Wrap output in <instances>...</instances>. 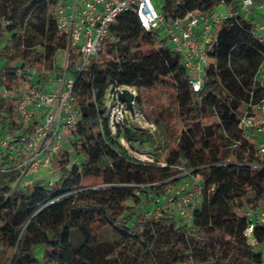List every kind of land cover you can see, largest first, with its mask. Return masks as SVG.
<instances>
[{
  "label": "trees",
  "instance_id": "1",
  "mask_svg": "<svg viewBox=\"0 0 264 264\" xmlns=\"http://www.w3.org/2000/svg\"><path fill=\"white\" fill-rule=\"evenodd\" d=\"M59 2L0 0V138L9 142L0 147V264H261L264 226L246 234V211L264 207V153L240 121L262 97L257 74L264 47L241 0H166L161 6L167 20L220 3L232 13L207 48L198 90L181 54L159 30L145 31L132 10L112 23L88 69L76 70L79 55L71 49L66 72L75 80L78 108L71 150L56 161L52 181L14 185L22 175L18 143L34 128L20 120L17 89L63 74L57 56L67 40L57 30ZM49 8L39 42L26 22ZM124 85L137 89L136 105L154 130L128 114L112 132L108 93ZM5 90L14 93L4 96ZM168 96L175 101L170 114L158 103ZM180 172L203 185L190 222L175 211L147 215L146 204L170 193Z\"/></svg>",
  "mask_w": 264,
  "mask_h": 264
},
{
  "label": "built area",
  "instance_id": "2",
  "mask_svg": "<svg viewBox=\"0 0 264 264\" xmlns=\"http://www.w3.org/2000/svg\"><path fill=\"white\" fill-rule=\"evenodd\" d=\"M163 4L166 0H162ZM264 10V0H241L240 8L245 17L254 16V7ZM58 32L67 40L63 51V74L49 76L45 83L25 81L17 89V112L25 127L34 123L30 134L20 138L17 146L19 164L17 168L22 175L19 182H24L26 174L40 168L47 169L48 179L52 181L57 176L54 167L63 152L71 150V136L78 121V108L73 95L75 80L67 77L66 67L71 49H76L79 55L77 71L89 68L94 59H98L103 42L106 40L112 23L124 11L132 10L137 15L141 27L145 31L159 30L160 37L171 43L173 49L179 52L191 77V84L198 90L204 75V66L208 61V46L214 41L221 23L232 13L223 3L210 12L196 10L184 18L167 20L161 9L153 0H60L55 7ZM261 22L256 23V38L264 47V14ZM263 85V93L259 102L248 107L241 118L240 127L248 137L254 134L258 138L259 150L264 153V62L257 74ZM129 88V89H128ZM131 86L111 88L108 93L110 126L116 132L131 111L120 100L124 90ZM14 92L4 91V96ZM133 105L135 100L132 101ZM8 140L0 138V147L6 148ZM122 143L127 142L122 138ZM203 185L197 177L192 178L184 186L155 199L156 207L147 215H162L175 211L184 222L192 219V209L197 205ZM246 216L250 223L246 234L252 235L256 226H264V207L248 209ZM263 253L264 250L262 249ZM261 264H264V260Z\"/></svg>",
  "mask_w": 264,
  "mask_h": 264
},
{
  "label": "rangeland",
  "instance_id": "3",
  "mask_svg": "<svg viewBox=\"0 0 264 264\" xmlns=\"http://www.w3.org/2000/svg\"><path fill=\"white\" fill-rule=\"evenodd\" d=\"M69 1V0H68ZM156 7L158 9H161V6L163 5V1L162 0H153ZM51 9L49 8L48 12L46 13H41V12H33L26 24H27V28L29 29V31L32 33V37H34V39H36L39 42H42V35H41V27L42 24L45 20V17L50 13ZM254 16H251L252 20L255 21L257 24L261 22L260 17L263 16L264 14V10L255 6L254 7ZM127 19L128 17H123L121 19L122 22H124V24H127ZM128 31V35L131 38V40H133L134 42L137 40V34L136 31L134 30V28L130 27ZM134 42L130 43V50L131 52H136L138 50V47L134 44ZM57 64L61 65L64 67V56L62 53H59L57 56ZM68 78H70V74H68L67 76ZM22 86H25L24 84H22ZM129 89V88H128ZM131 92H133L136 96V94L138 93L137 89L135 87H131L130 90ZM142 91L145 94H148V91L146 89H142ZM143 99H142V103H143ZM159 105L167 112V114H170L171 110L174 108L175 106V101L173 99V97H165L161 100H159ZM150 110V109H148ZM132 115H131V120L133 123H135L136 125L143 127V128H151L152 130L155 129V127L150 124L140 113L137 105H136V97H135V104L133 105V110L131 111ZM156 135H158V131L156 132ZM157 138H159V136H157ZM76 157L72 156V159L75 160ZM140 158L142 159H147L146 156L144 155H140ZM169 158V153L166 154V159L168 160ZM74 161H71V163H73ZM54 167H56L57 163L54 162ZM178 168L181 170L182 166H178ZM36 171V172H35ZM33 171V173H29L26 174L24 177V180L27 182L32 181L33 179H42V180H47L48 179V172L47 169L44 168H40L38 171L35 170ZM190 177L188 175L187 172H180L178 174H175L171 179L175 180L174 184H171V189L170 192L175 190L176 188L180 187V186H184L186 185L188 182H190ZM36 180V181H37ZM19 182V179L17 182H14V185L17 184ZM90 182V181H88ZM162 196H160L161 198ZM131 204V203H130ZM157 203H155L154 201L149 202L148 204H146V209H154L156 207ZM1 250H2V245L0 244V256H1Z\"/></svg>",
  "mask_w": 264,
  "mask_h": 264
},
{
  "label": "water",
  "instance_id": "4",
  "mask_svg": "<svg viewBox=\"0 0 264 264\" xmlns=\"http://www.w3.org/2000/svg\"><path fill=\"white\" fill-rule=\"evenodd\" d=\"M120 100L123 101L126 104V107L132 111L133 110V103L132 101L135 100V94L129 90H124L120 94Z\"/></svg>",
  "mask_w": 264,
  "mask_h": 264
},
{
  "label": "crops",
  "instance_id": "5",
  "mask_svg": "<svg viewBox=\"0 0 264 264\" xmlns=\"http://www.w3.org/2000/svg\"><path fill=\"white\" fill-rule=\"evenodd\" d=\"M34 180V179H33ZM261 249H263L264 250V243H263V245L261 246ZM264 254V253H263Z\"/></svg>",
  "mask_w": 264,
  "mask_h": 264
}]
</instances>
